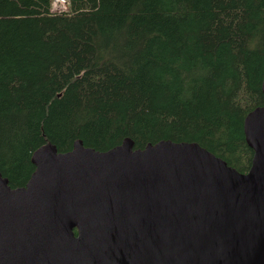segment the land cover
<instances>
[{
    "label": "trees",
    "instance_id": "16d2710c",
    "mask_svg": "<svg viewBox=\"0 0 264 264\" xmlns=\"http://www.w3.org/2000/svg\"><path fill=\"white\" fill-rule=\"evenodd\" d=\"M0 0V172L81 140L107 151L197 142L247 172V114L264 104V0ZM77 234V229H75Z\"/></svg>",
    "mask_w": 264,
    "mask_h": 264
},
{
    "label": "water",
    "instance_id": "95a60500",
    "mask_svg": "<svg viewBox=\"0 0 264 264\" xmlns=\"http://www.w3.org/2000/svg\"><path fill=\"white\" fill-rule=\"evenodd\" d=\"M244 133L245 173L197 142L42 145L25 186L0 172V264H264V104Z\"/></svg>",
    "mask_w": 264,
    "mask_h": 264
},
{
    "label": "rangeland",
    "instance_id": "374dc122",
    "mask_svg": "<svg viewBox=\"0 0 264 264\" xmlns=\"http://www.w3.org/2000/svg\"><path fill=\"white\" fill-rule=\"evenodd\" d=\"M69 8L68 3L61 1V0H55L53 1L52 4V10L55 12H61V11H65Z\"/></svg>",
    "mask_w": 264,
    "mask_h": 264
},
{
    "label": "built area",
    "instance_id": "2783aa9c",
    "mask_svg": "<svg viewBox=\"0 0 264 264\" xmlns=\"http://www.w3.org/2000/svg\"><path fill=\"white\" fill-rule=\"evenodd\" d=\"M61 1H64L65 3L67 2L66 0H61ZM68 3V2H67Z\"/></svg>",
    "mask_w": 264,
    "mask_h": 264
}]
</instances>
